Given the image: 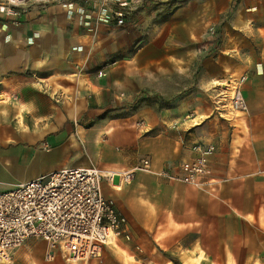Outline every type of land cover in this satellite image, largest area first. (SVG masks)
<instances>
[{
    "label": "crops",
    "instance_id": "crops-1",
    "mask_svg": "<svg viewBox=\"0 0 264 264\" xmlns=\"http://www.w3.org/2000/svg\"><path fill=\"white\" fill-rule=\"evenodd\" d=\"M214 1L207 14L221 17L216 58L202 61L190 34L188 40L163 41L162 50L170 52L145 57L140 74L120 63L124 66H115L105 79L83 78L88 85L72 83L71 71L82 62L90 66L101 50L90 44L78 12L50 6L27 12L19 26H1L0 90L16 93L25 119L21 126L14 116H0V192L62 168L131 170L147 158L151 172L138 170L130 184L105 195L126 218L129 234L138 230L156 243L159 253L150 262L174 264L169 256L179 264L198 258L197 264H252L264 256V0ZM188 13L189 21L195 19L196 12ZM99 29L104 36L97 43L112 42L115 52L120 29L103 24ZM80 44L89 53L76 52ZM180 64L188 65L187 91L177 99ZM236 69L247 77L242 88L247 111L239 126L216 117L208 100L214 94L210 82L228 80L234 76L226 73ZM54 77L86 97L73 106L55 104L49 89ZM37 80H44L45 89L36 88ZM142 91L152 95L136 98ZM121 93L126 107L117 100ZM132 104L134 110H128ZM104 110L110 117H100ZM199 144L214 145L207 192L157 175L176 174L180 163L199 155L194 149ZM43 242L28 240L24 255L40 256Z\"/></svg>",
    "mask_w": 264,
    "mask_h": 264
},
{
    "label": "built area",
    "instance_id": "built-area-1",
    "mask_svg": "<svg viewBox=\"0 0 264 264\" xmlns=\"http://www.w3.org/2000/svg\"><path fill=\"white\" fill-rule=\"evenodd\" d=\"M57 1L6 0L0 14L16 17L17 10L29 2ZM149 1L152 0H116L115 8L108 9L111 13L104 10L106 13H101L99 20L108 25L113 18L117 25H123L127 15L142 10ZM104 5L103 2L99 6ZM246 80L245 75L228 79L226 90L232 111H247L242 92ZM194 149L199 155L180 163L176 174L161 171L157 175L207 192L212 174L209 159L214 145L199 144ZM138 170L151 172L150 160L141 159L131 170L62 168L0 192V262L9 260L11 253L28 240L45 242V262L59 259L69 262L100 258L109 242L123 237L129 239L128 222L116 211L113 200L106 197L102 184L105 181L112 187L130 184Z\"/></svg>",
    "mask_w": 264,
    "mask_h": 264
},
{
    "label": "rangeland",
    "instance_id": "rangeland-1",
    "mask_svg": "<svg viewBox=\"0 0 264 264\" xmlns=\"http://www.w3.org/2000/svg\"><path fill=\"white\" fill-rule=\"evenodd\" d=\"M6 2V0H0V7ZM105 3L103 7L99 5ZM116 0H59L52 3H36L29 2L24 7L17 10L18 16L8 18L0 14V27L3 26L8 28L9 26H19L22 22V17L26 15L27 12L35 10L36 12H44L50 6L60 7L64 12L72 13L78 12L80 15V27L82 30L89 34L90 44H94L95 47H99L101 50L100 55L94 54L93 63L89 66L82 62L74 66V70L71 71L72 83L77 82L81 84L88 85L87 81H83V78H88L90 75L95 76L98 79H105L111 69L115 66H127L136 70L140 74L141 67L145 64L144 58L150 56L151 58H158L168 54L169 50H162L161 44L163 41H172L174 39L188 40L189 35L191 36V41L196 42L197 55L202 61L208 58H216L220 54V26L221 17L219 15L209 17L207 12H210L212 7L210 0H152L145 4L143 12H131L127 15L125 23L123 25H117L115 20L112 18L108 25L102 23L99 20L100 14H105L104 10L108 12V9L115 8ZM102 8V10H101ZM177 12H180L177 16H174ZM188 12H196L195 19L189 18ZM105 26H116L120 29L117 37L122 35V38L118 41L116 51H112L110 44L112 42L97 43L99 38L102 39L104 36L102 30L100 32V25ZM191 24L192 28H189ZM114 28V27H113ZM206 32L207 38L202 36ZM107 35L113 36V34ZM211 35V38L210 36ZM197 36V37H196ZM36 37H32L27 40V44L31 45ZM87 39V37H86ZM113 40L115 38H112ZM101 42V41H100ZM201 46L203 48H201ZM76 52L86 54L89 53V48L85 44H80V46L75 47ZM104 50V52H103ZM180 51H186L185 49ZM189 54L186 52V56ZM180 70V80H181V90L180 93L176 95L175 98L181 99L185 94L183 90V81H186L184 76V71L187 70L188 65L180 64L176 66ZM201 66H197L199 71ZM185 69V70H184ZM101 71L102 75L99 76L98 72ZM233 73L235 78H238L241 73L236 69L233 72H228L226 74ZM220 82H210L214 84L210 87V91L213 92V96H210L208 100L216 108L214 109V115L219 117L220 120L225 122H234L236 125H242L243 121L239 120L244 115L245 112H235L230 109L228 98H227V76ZM52 82V96L55 104H60V102H65L67 105L73 106L78 104L85 97L86 93L80 90V88L70 89L63 87L53 78ZM77 80V81H76ZM39 85H36L38 89H45L44 80H37ZM81 81V82H79ZM71 82V81H70ZM219 83V84H218ZM7 87V86H5ZM85 91H89L88 88ZM152 95L148 94L147 91H142L138 94L141 95ZM216 94V96H215ZM154 96V95H153ZM121 107H126L125 95L121 93L118 98ZM171 102V99L168 100ZM166 104L168 102H165ZM199 104V102H198ZM110 105V103H108ZM134 104L128 107V110L133 111ZM131 107V108H130ZM24 109L18 108V99L15 92H12L9 88H3L0 90V116L11 115L14 116L16 122L19 125H24ZM124 115L125 112L120 113ZM21 115V118L20 116ZM110 117L109 110H104L100 117ZM19 118L21 121H19ZM203 118L199 117L198 120ZM217 121V119H215ZM103 191L108 196L109 192L118 191L124 185L112 187L108 185L105 181L103 184ZM110 198H113L112 196ZM43 242V241H42ZM45 249V242H43ZM264 244V243H262ZM35 253L38 246H32ZM42 250V253H43ZM28 250L26 246H22L17 250L13 251L10 255L9 262L11 264H153V261L159 253L156 248V243L150 241V236L147 233H142L136 231L134 233L130 232L129 239L118 238L113 244H108L104 248V253L100 258L88 259V260H77L66 262L64 260H57L54 262H45L42 259V253L38 257L25 256ZM2 263V264H9ZM179 262V261H178ZM195 264L199 263V258L194 260ZM252 264H264V256L256 257Z\"/></svg>",
    "mask_w": 264,
    "mask_h": 264
},
{
    "label": "trees",
    "instance_id": "trees-1",
    "mask_svg": "<svg viewBox=\"0 0 264 264\" xmlns=\"http://www.w3.org/2000/svg\"><path fill=\"white\" fill-rule=\"evenodd\" d=\"M166 257H168V259H169L170 261H172L174 264H179V262L177 261V259L172 258V257H169V256H166Z\"/></svg>",
    "mask_w": 264,
    "mask_h": 264
},
{
    "label": "bare ground",
    "instance_id": "bare-ground-1",
    "mask_svg": "<svg viewBox=\"0 0 264 264\" xmlns=\"http://www.w3.org/2000/svg\"><path fill=\"white\" fill-rule=\"evenodd\" d=\"M108 244H113V242H109ZM9 262V260L6 258L5 260H2V262H0L1 264L2 263H8Z\"/></svg>",
    "mask_w": 264,
    "mask_h": 264
}]
</instances>
